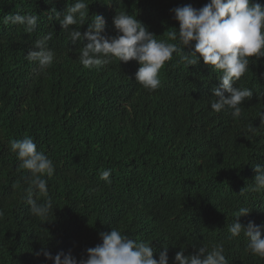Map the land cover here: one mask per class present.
I'll return each instance as SVG.
<instances>
[{"label":"trees","instance_id":"obj_1","mask_svg":"<svg viewBox=\"0 0 264 264\" xmlns=\"http://www.w3.org/2000/svg\"><path fill=\"white\" fill-rule=\"evenodd\" d=\"M75 0H0V19L7 14H38L36 29L0 23V264H53L34 253L46 248L54 256L100 243L98 232L116 228L137 241L151 242L153 258L167 247L168 264L175 253L192 245L223 242L229 264H264L246 251L247 238L231 237L233 219L264 224V190H240L253 183L252 165L264 164V129L248 132L226 110L210 111L211 87L219 71L203 64L186 66L173 58L161 69L160 91H149L134 79L133 60L116 58L99 69L84 68L77 45L68 40L50 8L63 11ZM89 16L102 14L105 34H115L112 18L126 11L156 39L169 43L167 32L179 24L170 11L207 0H86ZM264 6V0H255ZM52 33L55 52L46 69L25 55L37 39ZM77 49V51H76ZM240 83L264 79V57ZM199 96V97H198ZM195 97L196 99H194ZM173 99L181 102L180 105ZM243 128L244 133H237ZM30 136L50 158L54 174L45 176L53 211L48 221L31 215L21 161L9 142ZM111 169L108 184L100 173ZM38 203L44 197L33 194ZM239 207L251 208L234 217ZM264 235V232H262Z\"/></svg>","mask_w":264,"mask_h":264},{"label":"clouds","instance_id":"obj_2","mask_svg":"<svg viewBox=\"0 0 264 264\" xmlns=\"http://www.w3.org/2000/svg\"><path fill=\"white\" fill-rule=\"evenodd\" d=\"M53 0H47L51 4ZM89 3L86 0H75L62 12L55 7L49 9L61 29L65 30L68 40L77 45L87 40L78 49L79 61L84 68L99 69L112 62L113 58L127 63L133 60L135 66L134 79L149 91H160L161 69L167 61L172 60L173 53L179 56L177 63L186 66L197 65L201 60L204 65L219 71L218 84L211 87L210 111L226 110L229 118L236 123L246 121L247 131L255 134L264 129V79L242 85L240 78L249 70L250 57L257 63L264 57V6L255 0H207L203 6L196 8L191 4L177 6L170 11L178 21V30L168 31L167 40L178 41L169 43L158 40L154 33L139 21L136 16L126 11L116 12L112 18L115 34H105L106 21L102 14H93L86 30L81 33L80 27L70 26L86 24L89 16ZM39 20L38 14H7L0 19L5 25H21L24 32L30 34ZM52 33L37 39L25 55L29 62H35L40 69H46L54 62L55 52L48 47ZM77 51V49H76ZM199 97V96H198ZM196 99L195 97H193ZM179 105L181 102L173 99ZM237 133H244L239 126ZM10 150L21 161L20 168L28 171L24 178L27 187V203L31 215L41 222L48 221L50 211H53L52 200L45 176L54 174L55 165L43 152L37 150L36 143L30 136L9 142ZM255 173L251 185L240 190L261 192L264 190V164H254ZM111 169L100 173V179L110 184ZM44 197L43 203H38L33 194ZM251 211L248 207H239L234 213L238 218L246 216ZM0 211V217H3ZM231 237L241 233L247 238L246 251L264 258V224L258 225L249 220L242 224L238 219L228 225ZM100 243L85 249L86 258L77 259L71 252L61 250L54 256L46 248L37 250L36 257L43 256L53 264H168L167 247L153 258L156 251L151 242L137 241L129 238L116 228L110 231L98 232ZM185 255V248L175 253L173 264H229L225 255L223 242L210 243L197 247Z\"/></svg>","mask_w":264,"mask_h":264}]
</instances>
